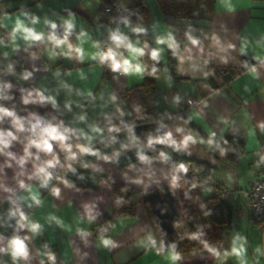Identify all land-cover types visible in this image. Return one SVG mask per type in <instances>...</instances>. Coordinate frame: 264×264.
I'll return each instance as SVG.
<instances>
[{
  "label": "crops",
  "instance_id": "1",
  "mask_svg": "<svg viewBox=\"0 0 264 264\" xmlns=\"http://www.w3.org/2000/svg\"><path fill=\"white\" fill-rule=\"evenodd\" d=\"M114 1L121 7H129L133 2ZM146 1L152 8L148 24L117 27L121 40L115 45L116 61L127 60L129 70L110 77L100 62L102 41L108 33L99 15L101 0H0V37L5 30L10 32L7 41L0 40V90L11 73V60L21 58L25 67L14 70L15 78L20 83L33 82L84 144L101 153V158L82 154L77 160L75 167L84 183L69 178L73 187L61 185L60 198L52 196L47 189H40L43 203L32 207L28 206L30 200L21 199L29 197V193L21 188L20 182L38 186L37 180L29 179L35 171L33 160L30 158L21 164L25 151L17 144L9 148L13 155L0 154V249H9L0 250V264H45L49 248L57 249L61 264L197 261L264 264V228L255 225L248 207V192L260 178L259 157L264 153V67H259L262 61L258 59L264 55V0H214L211 20L169 22L164 20L153 0ZM69 20L73 28L68 39L81 48L82 56L66 47H57L48 39H24L27 35L24 29L47 37L52 24L67 27L65 22ZM136 28L151 35L156 49L157 41L165 38L168 50L159 57L166 66L174 40H183L176 62L180 78L173 76L168 66L160 73L166 76L165 86L157 78L159 101L156 104L160 113L168 115V132L183 128L186 134L184 118L188 120L192 116L189 122L207 135L214 132L221 139L230 134L245 144V153L235 164L217 159L199 142L194 144L199 155L188 144L183 146L212 166L203 187L205 197L212 195L211 187L216 185L240 192L239 196L231 195L227 199L233 208V225L225 233V250L219 253L177 257L172 252L159 253L156 249L157 236L138 194L180 177L181 172L171 162L172 152L162 157L134 133L116 130L122 116L131 118L145 111L133 91L143 84L145 77L142 42L138 36L141 32L134 31ZM81 32L85 33L83 38ZM14 38L19 47H13ZM193 40L199 41V47L193 45ZM133 48L140 51L133 52ZM241 54L257 60L253 66H257L258 78L248 69L236 75L231 73V68L240 66ZM190 101L195 104L190 106ZM179 108H183L182 113ZM96 128L100 131H95ZM173 138L179 144L183 134H173ZM138 154L148 159L141 160ZM103 156L111 160L105 161ZM115 184L137 193L133 197L136 215L115 218L108 235H95L94 223L85 224L80 216L86 219L89 209L96 216L111 214ZM17 209L30 214L41 228L32 232L27 227H19V216L12 215ZM78 227L85 231L78 232ZM13 237L24 240L26 245V254L15 259L10 244Z\"/></svg>",
  "mask_w": 264,
  "mask_h": 264
},
{
  "label": "trees",
  "instance_id": "2",
  "mask_svg": "<svg viewBox=\"0 0 264 264\" xmlns=\"http://www.w3.org/2000/svg\"><path fill=\"white\" fill-rule=\"evenodd\" d=\"M114 1V0H101ZM160 10L166 22L173 20H211L214 13V0H153ZM135 11L132 23L146 25L151 18V9L146 0H133L128 7ZM100 15V11H99ZM48 29V34L63 37L66 26L55 23ZM141 37L143 48V63L145 65V77L143 84L133 89L145 108V111L130 119L140 123L133 128L134 133L141 142L147 144L152 150L165 155L173 153L171 158L179 168L181 176L163 184L154 186L138 194L140 202L144 205L149 221L157 236L156 249L159 253L172 252L177 257L195 255L201 253H219L225 250V233L233 225V208L227 199L212 194L209 197L203 195V187L212 169L211 164L198 158L192 151L183 146H172L162 143L149 145L150 137H161L168 132V115L160 113L156 104L157 76H159L163 62L161 58L153 59L151 52L156 49L154 41L148 32L138 34ZM183 40L176 38L168 53V70L176 78H180L177 69V56L181 53ZM257 60L251 56L241 54L240 66L231 68L233 75L245 71V65L253 66ZM155 69V71H153ZM14 68L7 76L0 90V108L7 109L14 115H6L0 112V142L5 133L12 131L18 135V139L12 144L19 145L23 150L32 139H40L46 133L43 130L49 126L57 127L65 133L69 139L66 143L73 145L72 151L78 152L76 144L85 145L70 124L62 118L33 82L20 83L14 76ZM27 100V103H25ZM183 108H179L182 113ZM14 120H19L23 131H18ZM187 118H184V121ZM35 125V128L33 126ZM188 130H194L207 139L203 130L193 125L186 124ZM219 147H207L217 159L228 164H235L245 153L243 140L230 134L223 138H213ZM55 150L61 159V163H67L64 157L66 151L53 142ZM86 146V145H85ZM223 149V155H221ZM35 159L37 149L33 146L29 149ZM41 160L50 158V154L39 153ZM81 155L78 156V159ZM77 159V160H78ZM74 164V167L77 163ZM184 165L181 168L180 165ZM187 169L185 171L184 169ZM74 182L84 183L76 169L75 173H68V177ZM222 186L223 185H218ZM137 193L125 186L115 184L113 186V206L109 215L96 216L94 222L95 235H108L111 230V222L115 218L133 217L136 215V203L133 201ZM49 254L55 257L54 264H61L56 248H49L46 252L45 264H53ZM213 261H197L188 264H213Z\"/></svg>",
  "mask_w": 264,
  "mask_h": 264
},
{
  "label": "clouds",
  "instance_id": "3",
  "mask_svg": "<svg viewBox=\"0 0 264 264\" xmlns=\"http://www.w3.org/2000/svg\"><path fill=\"white\" fill-rule=\"evenodd\" d=\"M67 25V28L65 30V33L62 38H58L55 34L49 35L45 37L43 33H36L33 30L29 29H24V32L27 33V35H24V39L27 40H40V39H48L51 40L54 45L57 47H66L68 49H71L77 53H80L81 56L83 55L81 48L75 47L70 41H69V36L71 35V29L73 28V24L71 20L65 22ZM52 27L55 28L56 25L52 24ZM134 31L137 32H142L144 29L142 28H136ZM23 35V33H22ZM85 36L84 32L80 33V37L83 38ZM112 39L119 42L121 40V37L119 35H116L115 33L112 35ZM160 44L165 43L164 40H158L157 41ZM2 43V42H0ZM193 45H196L199 47V41L193 40L192 41ZM171 46V45H170ZM13 47H19L18 44L15 43V38L13 39ZM128 47H132L130 44ZM232 47H235V45H232ZM133 52H138L140 51L139 49H132ZM161 49H155L151 52V56L153 59H159V53ZM243 51V49H241ZM70 53H65V55H69ZM7 55V53H5ZM52 55H55L53 52ZM93 56L95 54H92ZM106 56L111 58V66L113 67V70H117L120 68H123L125 72L129 70V64L127 60H124L121 62L116 61V57L111 49L106 53ZM262 61L261 65L259 67H264V55H261L258 57ZM245 67L248 68L249 73L255 77H259V72L257 69V66H248L245 65ZM155 71V69H153ZM48 99H51L49 97ZM25 103H27V100H25ZM53 103H55L53 101ZM0 112H3L6 115H14L12 112H9L7 109L0 108ZM198 115V113H197ZM193 117L189 116L188 120H191ZM83 119V117H81ZM188 120H185L184 123L187 124ZM14 124L17 128L18 131H23L22 125L20 124L19 120H14ZM35 128V125L33 126ZM95 131L99 132L100 129L96 128L94 129ZM68 131V129H64L63 131L59 130L57 127L54 126H49L43 130L44 133H46L45 136H42L40 139H32L29 141L28 145L25 147V156L21 157L20 163L24 164L27 160H29L34 154L29 151L31 147H35L37 149V153L35 154V159L33 160V164L35 167V171L32 173V175L29 177V179H35L37 180L38 186L32 185V184H25L23 181L20 182L21 188H23L27 193H29V197H21V199H28L30 200L28 206L32 207L33 204L39 206L43 203V200L41 199V192L40 189H47L48 192L57 198L61 197V192L62 188L61 185L64 187H73L72 181L67 178L68 173H75L76 172V167H74V164L76 160L78 159L79 155L82 154H88L91 156H95L97 158H101V153L99 150H93L89 146L81 145V144H76L75 147L78 149V152L72 151L73 145L66 143L65 141L69 139V137L65 134ZM176 132H179L183 134V138L180 140L179 144H177L176 139L173 138V133L171 131L165 133L161 137H150L149 138V145H153L155 143H162V144H167V145H172V146H186L189 143L195 144L197 142L201 144H206L208 146H213V147H219V144L215 142L213 139L215 137V133L212 132L210 136L205 139L201 135H199L198 132L189 129L186 134H184V129L183 128H176ZM18 135L16 133H13L12 131H9L4 134L2 142H0V154L4 155H13L10 151L9 148L12 146V142L16 141L18 139ZM90 139V138H89ZM56 142L59 147L63 150L66 151L67 155L64 157V160L67 161V163H61V159L59 155L57 154L55 150L54 143ZM223 149H221V155H223ZM44 152L46 154H50V158L41 160L39 153ZM140 155L141 160H146L148 157ZM162 157H165V153L161 152L160 154ZM105 161H110L111 158L108 156H103L102 157ZM84 167H88V165H84ZM181 168H184V165H180ZM187 171V169H184ZM59 173V174H58ZM55 181V183H53ZM68 206H72V201H68ZM13 216L18 215L19 219L17 221L19 227L21 228H29L30 231L36 232L41 228V224L35 220H33L29 215H26L23 211H20L17 209L15 212L12 213ZM55 219V217H52ZM97 217L96 215L92 214L91 209L88 210L87 212V218L85 219L84 216H80L81 222L85 224H92L96 221ZM57 223H61L59 220H57ZM63 227H70L69 225H62ZM113 227H116L115 224L112 225ZM78 232L85 231L83 228H77L76 229ZM24 239H27L25 237ZM10 244L12 245V250H13V258L15 259L19 255L26 254V245L24 243V240L20 239L19 237H13L12 240L10 241ZM3 251H8V248L5 249H0ZM49 258L53 261H55V257L51 254H49Z\"/></svg>",
  "mask_w": 264,
  "mask_h": 264
},
{
  "label": "built area",
  "instance_id": "4",
  "mask_svg": "<svg viewBox=\"0 0 264 264\" xmlns=\"http://www.w3.org/2000/svg\"><path fill=\"white\" fill-rule=\"evenodd\" d=\"M101 21L108 27V33L102 41L100 62L110 77H115L124 74L123 68L113 70L111 66V58L106 56V53L111 49L115 55L116 41L112 39L115 33L118 35L117 27L129 24L135 15V11L128 7H121L115 1H101L99 6ZM10 38V32L5 30L0 37L1 41H7ZM58 38H61L60 36ZM11 66L15 70H21L25 67V63L21 58L11 60ZM195 101H190L189 105L193 106ZM140 125L135 119H130L122 116L117 124L118 132H131L133 128ZM175 164L174 161H171ZM259 164L261 166L260 178L248 192V207L250 210L251 219L258 228H264V153H260ZM59 174V173H58ZM212 194L228 199L231 195L239 196L240 192H232L222 186H212Z\"/></svg>",
  "mask_w": 264,
  "mask_h": 264
},
{
  "label": "rangeland",
  "instance_id": "5",
  "mask_svg": "<svg viewBox=\"0 0 264 264\" xmlns=\"http://www.w3.org/2000/svg\"><path fill=\"white\" fill-rule=\"evenodd\" d=\"M150 0H148V2H149ZM151 4V3H150ZM151 8V7H150ZM152 9V8H151ZM153 15V14H152ZM152 18H153V16H152ZM162 40H164L165 41V38L164 39H162ZM169 45V44H168ZM171 45V44H170ZM157 46H158V49H161V51H160V55H161V53L163 52V51H165L166 53H167V50H168V46H167V42L165 41V43H163V44H160V43H158L157 42ZM165 69L167 70V66L166 65H163V68H162V70H161V72H165ZM160 72V73H161ZM157 78H159V84L160 83H162L164 86H165V84H166V76L165 77H163V76H161V74L159 75V76H157ZM157 93H156V103H157V101H159L158 100V97H157ZM171 132L174 134V135H180V133L179 132H176L175 131V129H172L171 130ZM181 140V139H180ZM187 146H189L190 147V149H192L197 155H199V149L197 148V147H195V145L194 144H188Z\"/></svg>",
  "mask_w": 264,
  "mask_h": 264
}]
</instances>
